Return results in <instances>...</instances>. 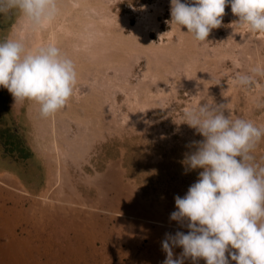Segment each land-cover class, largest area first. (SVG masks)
Wrapping results in <instances>:
<instances>
[{"label": "rangeland", "instance_id": "1", "mask_svg": "<svg viewBox=\"0 0 264 264\" xmlns=\"http://www.w3.org/2000/svg\"><path fill=\"white\" fill-rule=\"evenodd\" d=\"M58 6L55 21L34 31L16 11L0 15V42L26 39L30 50L55 42L77 71L72 99L49 118L0 88L10 135L0 132V264H163L166 234L189 231L170 219L174 197L202 171L182 164L191 142L203 139L180 123L182 113L212 99L264 126V77L252 72L264 65V33L235 24L230 6L203 43L170 26V0ZM242 73L253 75L250 86L234 84ZM9 144L32 157L16 163ZM254 155L264 164V141ZM110 171L119 185L113 216L99 208ZM173 251L176 258L182 248Z\"/></svg>", "mask_w": 264, "mask_h": 264}, {"label": "clouds", "instance_id": "2", "mask_svg": "<svg viewBox=\"0 0 264 264\" xmlns=\"http://www.w3.org/2000/svg\"><path fill=\"white\" fill-rule=\"evenodd\" d=\"M226 6L238 17L235 24L249 33H264V0H170L168 23L197 42H207L210 32L221 27ZM13 11L34 31L55 21L58 0H0V15ZM252 72L264 77V65ZM252 81L253 75L242 73L234 84L248 87ZM76 83L73 60L55 42L35 50L26 39L0 42V88L7 89L15 103H35L41 118L64 109ZM226 110L202 99L182 113L180 123L203 137L191 142L195 150L182 164L186 171H202L183 197H174L177 210L170 219L186 221L189 231L166 234L163 264H185L187 258L206 264H264V164L254 155L264 141V126L233 117L228 110L226 115ZM176 247L182 253L174 258Z\"/></svg>", "mask_w": 264, "mask_h": 264}, {"label": "bare ground", "instance_id": "3", "mask_svg": "<svg viewBox=\"0 0 264 264\" xmlns=\"http://www.w3.org/2000/svg\"><path fill=\"white\" fill-rule=\"evenodd\" d=\"M107 176H108V178L111 180V182H110V185H109V187H107V188H104V189H102V191H103V193H104V195H103V200H104V197H106V199H108V200H106V202L105 203H103V201L102 202H100V204H99V208H103V209H106V210H108L109 212H110V214L113 216V215H115L117 212H118V210H117V208H116V203H117V199H118V193H119V185L117 184V179H116V174H115V172H113V171H110L109 172V174H107ZM106 189V190H105ZM61 207V206H60ZM91 209V208H90ZM127 211V210H126ZM109 218L110 217H108V219H106V218H104V219H102V224H104L103 222L105 221V223L107 224L108 222H107V220H109ZM46 221H48V220H46ZM45 221V222H46ZM44 221H42L41 222V225L43 226V224L45 223ZM49 222H51V221H49ZM100 226H101V224H100ZM44 227V226H43ZM137 227H138V225H137ZM57 240V239H56ZM57 245V244H56ZM60 245V244H59ZM75 246V245H74ZM74 248H76V246L74 247ZM74 248H73V250H74Z\"/></svg>", "mask_w": 264, "mask_h": 264}, {"label": "trees", "instance_id": "4", "mask_svg": "<svg viewBox=\"0 0 264 264\" xmlns=\"http://www.w3.org/2000/svg\"><path fill=\"white\" fill-rule=\"evenodd\" d=\"M8 149H9V152H8L9 154L11 151L14 152V150H15V152L17 154V157H15V160H16V163H18V164H21L23 162V160L29 161V159L32 157V152L30 151L29 148H23V146H19V145L17 147L15 144H9ZM14 153H11V155H13Z\"/></svg>", "mask_w": 264, "mask_h": 264}, {"label": "flooded vegetation", "instance_id": "5", "mask_svg": "<svg viewBox=\"0 0 264 264\" xmlns=\"http://www.w3.org/2000/svg\"><path fill=\"white\" fill-rule=\"evenodd\" d=\"M2 28H4V25L0 22V29H2ZM2 39H3V37H1L0 41ZM1 111H3V109ZM1 114H2V112H1ZM4 122L5 121H3V119L0 121V132H2L1 137L2 138H6V137L9 138L10 135L8 136V133H6V132H9V128L4 124Z\"/></svg>", "mask_w": 264, "mask_h": 264}]
</instances>
